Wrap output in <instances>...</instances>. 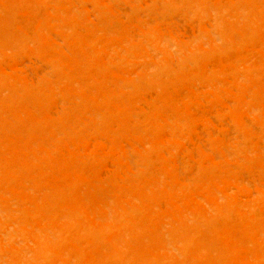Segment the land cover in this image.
Here are the masks:
<instances>
[{
	"label": "bare ground",
	"instance_id": "obj_1",
	"mask_svg": "<svg viewBox=\"0 0 264 264\" xmlns=\"http://www.w3.org/2000/svg\"><path fill=\"white\" fill-rule=\"evenodd\" d=\"M0 264H264V0H0Z\"/></svg>",
	"mask_w": 264,
	"mask_h": 264
},
{
	"label": "rangeland",
	"instance_id": "obj_2",
	"mask_svg": "<svg viewBox=\"0 0 264 264\" xmlns=\"http://www.w3.org/2000/svg\"><path fill=\"white\" fill-rule=\"evenodd\" d=\"M179 23H180V22H179ZM181 25H182V24H180V27H182Z\"/></svg>",
	"mask_w": 264,
	"mask_h": 264
}]
</instances>
